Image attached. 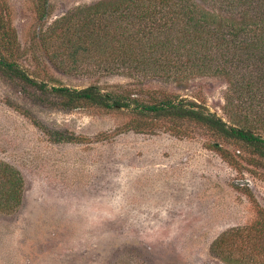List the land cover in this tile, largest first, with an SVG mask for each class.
Wrapping results in <instances>:
<instances>
[{
  "label": "rangeland",
  "instance_id": "rangeland-1",
  "mask_svg": "<svg viewBox=\"0 0 264 264\" xmlns=\"http://www.w3.org/2000/svg\"><path fill=\"white\" fill-rule=\"evenodd\" d=\"M40 1L0 0V13L23 47L39 48L42 33L79 9L116 0H46L42 21ZM195 1L216 8V0ZM35 71L46 75L43 68ZM49 75L73 87L98 83L114 90L133 83L105 73L68 75L50 68ZM145 84L225 116L224 77L194 78L182 86L152 78ZM9 102L29 109L47 129L88 140L52 143ZM129 119L122 111L38 105L0 78V161L16 167L25 181L22 205L0 211V264H255L246 258L249 248L244 253L233 245L257 238L249 230L258 209L264 210V169L248 171L252 167L239 159L245 167L240 173L199 132L121 133ZM101 134L110 138H97ZM226 234L234 235L214 254L212 244Z\"/></svg>",
  "mask_w": 264,
  "mask_h": 264
},
{
  "label": "trees",
  "instance_id": "trees-1",
  "mask_svg": "<svg viewBox=\"0 0 264 264\" xmlns=\"http://www.w3.org/2000/svg\"><path fill=\"white\" fill-rule=\"evenodd\" d=\"M46 5L41 0L36 11L41 21L47 17ZM39 38V48L23 47L11 20L0 13V78L33 103L63 111L128 112L121 133L163 129L191 137L199 132L213 140L209 149L240 173L245 167L239 159L252 167L248 171L264 169V0H216L212 9L195 0L99 2L56 21ZM50 68L68 75H119L133 83L114 90L98 83L67 86L49 75ZM204 76L228 81L224 117L197 101L145 84L157 78L182 86ZM9 104L52 143L88 140L47 129L29 109ZM24 188L21 172L0 161V211L18 209ZM257 212L249 230L257 238L243 237L233 248H249L245 257L264 264V210ZM233 235L218 238L212 252L220 255V245Z\"/></svg>",
  "mask_w": 264,
  "mask_h": 264
}]
</instances>
